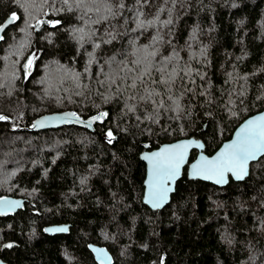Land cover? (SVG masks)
<instances>
[{
    "label": "trees",
    "instance_id": "obj_1",
    "mask_svg": "<svg viewBox=\"0 0 264 264\" xmlns=\"http://www.w3.org/2000/svg\"><path fill=\"white\" fill-rule=\"evenodd\" d=\"M13 13L0 44V197L25 203L0 215V258L94 264L93 243L112 264H264V155L223 187L184 171L158 210L142 202L139 158L189 136L211 154L264 107V0H0V24ZM63 110L107 115L93 130L33 127ZM50 223L69 231L47 235Z\"/></svg>",
    "mask_w": 264,
    "mask_h": 264
},
{
    "label": "snow or ice",
    "instance_id": "obj_2",
    "mask_svg": "<svg viewBox=\"0 0 264 264\" xmlns=\"http://www.w3.org/2000/svg\"><path fill=\"white\" fill-rule=\"evenodd\" d=\"M18 19L13 13L8 19V24H13ZM59 23V21H57ZM143 26L142 24L140 25ZM3 37L0 36V39ZM149 55H155L150 53ZM32 60L25 65L30 69ZM74 115V114H73ZM107 113H101L93 117V120L102 119ZM7 117L0 115V120ZM40 123V122H38ZM36 125H33L35 127ZM109 137L112 133L107 134ZM111 142V140L109 141ZM194 141H186L160 148L159 151L146 154L145 160L151 165V175L149 180V202L153 207H160L166 200L171 189L168 187L169 181H174L180 174L182 165L186 162L187 152L194 145ZM196 147L203 145L196 143ZM259 154H264V116L250 119L240 129L237 139L230 144L224 145L223 149L214 157L201 156L199 160L191 165L192 175L203 176L205 179H215L217 183H225V174L233 173L237 179H243L247 175V165L249 161L256 159ZM9 208L18 206L17 201H3ZM66 228H54L50 231H66ZM12 245H6L11 247ZM96 251L102 252L97 249Z\"/></svg>",
    "mask_w": 264,
    "mask_h": 264
},
{
    "label": "water",
    "instance_id": "obj_3",
    "mask_svg": "<svg viewBox=\"0 0 264 264\" xmlns=\"http://www.w3.org/2000/svg\"><path fill=\"white\" fill-rule=\"evenodd\" d=\"M8 19L0 24V36L4 35L6 29L11 25L7 23ZM44 23L48 24L49 22L48 21H43V22L37 21L34 24L35 30L39 31L43 27ZM259 116H264V107L261 110L255 112L254 114L249 115L244 120H242L232 131L229 139L223 141L218 146V148L211 154H207L205 152L204 142L200 138L195 137V136H189L185 138L176 139L170 142H164L154 148H148L147 145H145L142 151L139 153V158L145 165V173H144V178L142 182V185H143L142 202L143 204H145L151 210L162 209L164 206H166L170 202L171 195L175 191V188H176V183L182 177L184 171L186 173V177L190 180H201L204 182L211 183L218 187H223L226 184H228L230 181H234V182L242 181L246 177H248L250 173L251 163L258 161L259 158L262 157L264 154H259L256 157V159L249 161L247 165V175H245L243 179H237L233 173L229 172L225 174V183H222V184L217 183L215 179H205L203 178V176L194 177L192 175L191 165L196 163L201 156H205L208 158H212L216 156L223 149L224 145L230 144L232 141L237 139V134L239 133L240 129L247 123L248 120L254 119ZM92 118L84 119L81 116L75 114L71 110H63V111H56V112L47 113V114L39 116L37 119L34 120L33 125H36L34 127L36 129H48V128H58L63 125L75 124V125H79L84 128H89L93 130V125L96 120H93ZM186 141L195 142L194 145L188 149L186 162L182 165L179 176L174 181L168 182V187L171 189V191L168 193L167 200L160 207H153L152 203L149 202V187H148L150 175H151V165L148 160L144 159V156L146 154H151L152 152L159 151L160 148L162 147L177 144V143H183ZM196 143L203 145V147H196L195 146ZM193 150L196 151V154L194 158L190 159V155ZM3 201H17L19 202V204L18 206L9 208L7 204L2 203ZM24 203H25V198L23 197L13 196V195H3L0 197V215L8 214V213H15L24 206ZM54 228H66L67 230L59 231V232L50 231V229H54ZM68 231H69L68 223H50L43 227V232L47 235L66 234ZM88 249L91 251L93 258L97 264H112L113 263V256L111 252L105 246L100 245V244L89 243ZM97 249L102 250V252L96 251ZM0 264H9V263L6 262L4 259L0 258Z\"/></svg>",
    "mask_w": 264,
    "mask_h": 264
},
{
    "label": "flooded vegetation",
    "instance_id": "obj_4",
    "mask_svg": "<svg viewBox=\"0 0 264 264\" xmlns=\"http://www.w3.org/2000/svg\"><path fill=\"white\" fill-rule=\"evenodd\" d=\"M87 249H88V244H87ZM88 252L90 253L91 260L94 262V264H97L96 261L93 258V255H92L91 251L89 249H88ZM65 254L68 255V256H72V252H67Z\"/></svg>",
    "mask_w": 264,
    "mask_h": 264
},
{
    "label": "rangeland",
    "instance_id": "obj_5",
    "mask_svg": "<svg viewBox=\"0 0 264 264\" xmlns=\"http://www.w3.org/2000/svg\"><path fill=\"white\" fill-rule=\"evenodd\" d=\"M2 37H3V35H2ZM2 40H3V38L0 40V44L2 43Z\"/></svg>",
    "mask_w": 264,
    "mask_h": 264
},
{
    "label": "bare ground",
    "instance_id": "obj_6",
    "mask_svg": "<svg viewBox=\"0 0 264 264\" xmlns=\"http://www.w3.org/2000/svg\"><path fill=\"white\" fill-rule=\"evenodd\" d=\"M227 185V184H226Z\"/></svg>",
    "mask_w": 264,
    "mask_h": 264
}]
</instances>
